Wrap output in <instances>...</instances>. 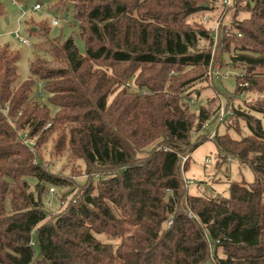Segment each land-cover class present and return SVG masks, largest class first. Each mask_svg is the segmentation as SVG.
Segmentation results:
<instances>
[{
  "label": "trees",
  "instance_id": "1",
  "mask_svg": "<svg viewBox=\"0 0 264 264\" xmlns=\"http://www.w3.org/2000/svg\"><path fill=\"white\" fill-rule=\"evenodd\" d=\"M216 1L56 0L72 6L86 52L30 20L40 41L24 80L20 51L0 45V264H264V100L212 137L218 165L236 159L253 182L192 195L183 176L219 108L189 102L215 71L217 35L243 68L237 94L264 93V0H232V25L219 31L202 20ZM241 122L250 133L236 139ZM55 132V151L86 164L78 190L39 155ZM51 186L76 190L52 219Z\"/></svg>",
  "mask_w": 264,
  "mask_h": 264
},
{
  "label": "rangeland",
  "instance_id": "2",
  "mask_svg": "<svg viewBox=\"0 0 264 264\" xmlns=\"http://www.w3.org/2000/svg\"><path fill=\"white\" fill-rule=\"evenodd\" d=\"M4 5L5 15L0 16V45L10 44L14 49H18L21 53L19 65V75L21 79H27L31 75L30 62L36 52L35 43L40 39L31 36L28 31V21L31 20L34 25L46 20L51 26L49 37L56 39L61 37L65 39L73 35L76 39L82 53L86 52V45L82 38L78 36L79 24L74 19L72 6L62 10L60 6L53 7L56 0H0ZM22 5H20V4ZM42 4V8L35 10L36 4ZM224 0H217L214 4L215 10L207 13L202 17L203 22L214 30L219 31L223 25L231 26L233 21L234 9L229 10L228 5H224ZM242 17L245 14H240ZM58 20L57 25H53L52 21ZM19 30L22 35L30 39L31 45H25L18 41L15 31ZM216 31V32H217ZM219 43V35L216 36L213 44V54L218 57L215 66V74L209 75V78L198 83L196 90L191 94L189 102L192 110L198 112L202 104L207 105L213 100V109L217 113L205 124V132H209L211 139L204 141L192 153V159L188 169L184 171L183 176L188 181V191L192 195H200L207 193L210 195L220 194L229 196V184L233 181L253 182L255 180L254 171L250 166L241 165L236 159H228L221 165H218V151L212 134L217 131L223 133L230 126H239L238 117L236 118V109H244L250 111L249 106L256 104L260 100H264V93L259 91H247L237 94V75L243 72V68L231 63L233 51H221L217 49ZM233 47V45H232ZM260 69H258L259 71ZM134 88V86H133ZM37 89V88H36ZM46 102V100H45ZM229 105L227 106V104ZM53 108V112H54ZM7 112V109L5 110ZM224 115V119L228 118L227 123L224 119L220 122L219 118ZM12 121V119L10 118ZM242 128L238 132L230 129L229 133L236 139L247 136L250 131L247 126L241 122ZM228 128V129H227ZM22 135V142L28 144L31 149L37 153L35 148L36 139L29 137L28 129L19 130ZM58 133L53 136L40 148L39 155L42 157L44 165L59 176L65 177L73 182L78 188L85 184L88 176L86 172V164L82 159L72 158L69 153H57L55 151V142ZM196 138V136H195ZM38 154V153H37ZM211 161L210 163L208 161ZM72 187H56L51 186L44 196V202L47 204L49 218L52 219L74 198L76 190ZM103 238V237H101Z\"/></svg>",
  "mask_w": 264,
  "mask_h": 264
},
{
  "label": "built area",
  "instance_id": "3",
  "mask_svg": "<svg viewBox=\"0 0 264 264\" xmlns=\"http://www.w3.org/2000/svg\"><path fill=\"white\" fill-rule=\"evenodd\" d=\"M231 2H232V0H224V3L225 4H227V5H229V4H231ZM20 4V3H19ZM21 5V4H20ZM22 6V5H21ZM42 8V4H40V3H38V4H36L35 6H34V9L35 10H39V9H41ZM59 22H58V20H56V19H54L53 21H52V24L53 25H57ZM15 38L18 40V41H20L21 43H23V44H25V45H28V46H30L31 45V42H30V40L27 38V37H25L24 35H22L21 33H20V31L19 30H16L15 31ZM217 71H209L208 72V75H212L213 73L215 74ZM224 119V115L222 114V116L219 118V120H220V122L222 121ZM214 135V133L212 134V136ZM209 163L211 162L210 160L208 161ZM187 184H188V181L186 182Z\"/></svg>",
  "mask_w": 264,
  "mask_h": 264
}]
</instances>
